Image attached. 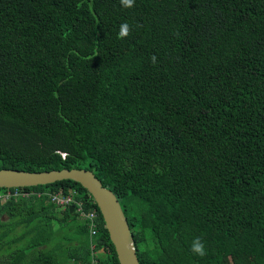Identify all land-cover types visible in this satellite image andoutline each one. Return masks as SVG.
<instances>
[{
  "label": "trees",
  "instance_id": "16d2710c",
  "mask_svg": "<svg viewBox=\"0 0 264 264\" xmlns=\"http://www.w3.org/2000/svg\"><path fill=\"white\" fill-rule=\"evenodd\" d=\"M0 168L90 169L140 264H264V0H0ZM0 191V264H119L80 183Z\"/></svg>",
  "mask_w": 264,
  "mask_h": 264
},
{
  "label": "water",
  "instance_id": "95a60500",
  "mask_svg": "<svg viewBox=\"0 0 264 264\" xmlns=\"http://www.w3.org/2000/svg\"><path fill=\"white\" fill-rule=\"evenodd\" d=\"M64 179L80 183L93 197L115 248L119 264H140L132 233L118 198L112 190L102 184L90 169L62 168L27 171L0 168V188L45 185ZM69 208L73 211L74 207L70 205Z\"/></svg>",
  "mask_w": 264,
  "mask_h": 264
},
{
  "label": "clouds",
  "instance_id": "9594fccd",
  "mask_svg": "<svg viewBox=\"0 0 264 264\" xmlns=\"http://www.w3.org/2000/svg\"><path fill=\"white\" fill-rule=\"evenodd\" d=\"M120 4L124 8H131L135 6V0H120ZM137 27H140V25L138 24ZM131 30H132V25H130L127 21L121 23L120 29L118 32V38L123 39L129 36L131 33ZM150 59L153 64L157 63V56L155 54H153ZM191 251L195 255L200 256V257L207 255L206 246H205V243L202 237L197 236L193 239L191 243Z\"/></svg>",
  "mask_w": 264,
  "mask_h": 264
},
{
  "label": "built area",
  "instance_id": "2783aa9c",
  "mask_svg": "<svg viewBox=\"0 0 264 264\" xmlns=\"http://www.w3.org/2000/svg\"><path fill=\"white\" fill-rule=\"evenodd\" d=\"M19 193V192H18ZM15 194H17V191L15 192ZM10 191L7 192H0V198H8L10 197ZM52 199L60 205H67L69 204L72 199L69 196H61V194L59 193H55L54 195H52ZM78 205V210L81 212V214L85 215L88 219H89V229L92 235H94L97 231V213L94 210L89 211L88 213H84L82 211V202H77Z\"/></svg>",
  "mask_w": 264,
  "mask_h": 264
},
{
  "label": "rangeland",
  "instance_id": "374dc122",
  "mask_svg": "<svg viewBox=\"0 0 264 264\" xmlns=\"http://www.w3.org/2000/svg\"><path fill=\"white\" fill-rule=\"evenodd\" d=\"M248 263H250L249 257L244 256L240 260H236L235 258L228 259L226 264H248Z\"/></svg>",
  "mask_w": 264,
  "mask_h": 264
}]
</instances>
